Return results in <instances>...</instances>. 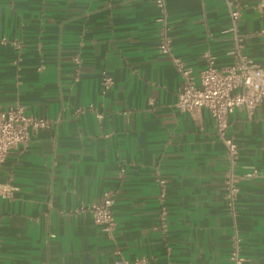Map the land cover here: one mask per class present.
<instances>
[{"label":"crops","instance_id":"crops-1","mask_svg":"<svg viewBox=\"0 0 264 264\" xmlns=\"http://www.w3.org/2000/svg\"><path fill=\"white\" fill-rule=\"evenodd\" d=\"M163 1L176 55L195 71L206 53L231 63L224 0ZM241 2L243 50L264 69V15ZM157 14L155 0H0V108L47 120L0 165V264H228L234 223L244 264H264V96L228 117L235 171H259L239 182L234 221L225 145L207 109L174 105ZM106 191L111 233L90 211Z\"/></svg>","mask_w":264,"mask_h":264},{"label":"built area","instance_id":"built-area-1","mask_svg":"<svg viewBox=\"0 0 264 264\" xmlns=\"http://www.w3.org/2000/svg\"><path fill=\"white\" fill-rule=\"evenodd\" d=\"M224 1L229 17V25L224 32L229 33L231 45L228 54L231 56V63L220 68L215 66L214 55L210 53L205 54L204 66L195 71L173 52L163 0H155L158 8L155 21L158 23L157 49L169 58L180 77L174 105L179 110L188 112H194L199 108L207 109L213 118L214 130L225 145L227 168L222 183L223 197L227 210L235 221L239 182L243 179L255 178L259 175V171L256 168L243 173L235 171L238 147L233 138L226 134L228 117L236 108L245 109L251 113L259 105L264 96V69L243 50L244 36L238 30L242 10L241 0ZM256 8L264 15V0H257ZM75 60L78 61V58L75 57ZM110 83L111 79L105 76L104 88H107ZM46 124L45 118L26 114L24 107L20 104L0 108V165L11 149L19 145L26 146L32 132ZM157 181L160 186L158 195L160 216L164 219L167 212L165 179L157 177ZM111 201V194L106 191L100 202L90 205L94 223L107 233H111L115 226ZM244 261L245 258L241 253V237L234 223L228 264H244ZM123 262L138 264L140 260L132 262L124 260Z\"/></svg>","mask_w":264,"mask_h":264}]
</instances>
